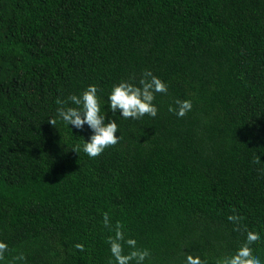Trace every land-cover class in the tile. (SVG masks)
I'll use <instances>...</instances> for the list:
<instances>
[{
  "label": "trees",
  "instance_id": "obj_1",
  "mask_svg": "<svg viewBox=\"0 0 264 264\" xmlns=\"http://www.w3.org/2000/svg\"><path fill=\"white\" fill-rule=\"evenodd\" d=\"M145 70L156 115L107 110ZM90 83L119 133L94 157L48 119ZM117 230L139 264H216L248 234L264 264V0H0V264H115Z\"/></svg>",
  "mask_w": 264,
  "mask_h": 264
},
{
  "label": "clouds",
  "instance_id": "obj_2",
  "mask_svg": "<svg viewBox=\"0 0 264 264\" xmlns=\"http://www.w3.org/2000/svg\"><path fill=\"white\" fill-rule=\"evenodd\" d=\"M166 83L154 75L150 70H145L141 75L138 83H133L127 79H120L114 82L107 93V110L111 113H118L124 118L136 119L147 113L155 116L157 113V105L154 101V94L157 92H166ZM176 107L169 106V111H174L177 116L184 115L185 111L192 107L190 99L177 98L174 101ZM58 106L55 110V116H49V122L55 125L56 120L62 123L74 126L77 129L87 125L90 132L83 143L79 145L80 150L89 157L99 155L106 146L115 144L119 139L118 125L116 119L111 115H106L102 111L100 98L97 94L95 84H88L78 94H70L66 100L57 102ZM72 130V129H71ZM75 150V147L73 148ZM232 219V217H229ZM107 223V220H105ZM121 232L115 233V238L109 236V250L115 258V264H128L133 257L136 258L138 264L147 255V250H138L133 248L129 253L121 252ZM258 237L248 234L244 243L240 246L239 251L230 256H224L216 261V264H262L259 257L252 255L250 245L255 243ZM125 243L135 245L134 238H128ZM4 245L0 244V248ZM186 264H207V260H202L200 255H188L185 257Z\"/></svg>",
  "mask_w": 264,
  "mask_h": 264
}]
</instances>
